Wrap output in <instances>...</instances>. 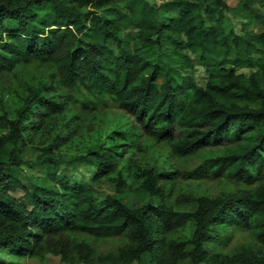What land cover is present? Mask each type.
<instances>
[{"label":"trees","instance_id":"trees-1","mask_svg":"<svg viewBox=\"0 0 264 264\" xmlns=\"http://www.w3.org/2000/svg\"><path fill=\"white\" fill-rule=\"evenodd\" d=\"M251 1L239 0L244 27L236 32L223 26L222 0H0V83L25 67L39 74L16 102L0 96V249L40 257L51 240L62 262L264 264V184L254 185L264 181V30L247 28L261 19ZM195 64L207 72L203 84L179 71ZM110 106L128 121L111 128L99 117ZM87 110L99 114L89 120ZM101 127L110 130L80 153H57ZM142 135L165 142L180 166H139ZM28 146L44 173L23 184L16 172ZM90 157L95 178L114 184L100 201L70 181ZM205 174L241 184L176 198L190 210L164 200L134 207L119 195L140 178V189L169 197L174 175ZM17 188L20 199L10 194ZM121 236L114 250H96V241Z\"/></svg>","mask_w":264,"mask_h":264},{"label":"rangeland","instance_id":"rangeland-1","mask_svg":"<svg viewBox=\"0 0 264 264\" xmlns=\"http://www.w3.org/2000/svg\"><path fill=\"white\" fill-rule=\"evenodd\" d=\"M150 4L158 6L161 3L168 0H147ZM224 3L223 8V26L226 30H234L236 32H240L243 30V10L239 7V0H222ZM249 9L260 15L261 19H253L247 22V28L252 29L254 31H262L264 30V3L261 0H253L249 3ZM169 13L173 15H178V10H171ZM161 21L166 22V18H160ZM129 31V30H127ZM190 56L192 54L188 51ZM252 68L248 67H237V72L249 73ZM33 67H25L24 72L18 76L19 73L15 75V73L11 72L6 77L2 78L4 83H0V96L4 95V101L16 102L19 100L22 95L24 89L29 85V83H35L36 79L39 77V74L33 76ZM182 74H186L192 76L197 84H203L206 81L207 72L203 66L199 64H195L193 67L180 69ZM98 111L87 110L84 115L92 119V116L98 115ZM103 116V117H102ZM99 117L102 119L105 118V122H109V126L111 128L115 127L114 123L118 119L121 121L127 122L128 117L123 115L118 109L113 106L110 108H104V114H100ZM107 130L110 129H102L98 128L90 134H84L83 137L73 141L70 146L59 149L57 152L61 156H69L72 154L80 153L85 147L86 144L93 142L98 135L103 134ZM4 132L2 126H0V134ZM143 137V138H142ZM141 147L137 150L134 157L137 160L139 166H145L149 168L155 169V171L164 170H173L174 167L180 166V160L173 156L170 153L169 146L164 143H156L151 138H148L146 135H142ZM80 141V142H79ZM141 141V139H140ZM79 143V144H75ZM28 146L25 150L24 158H26V162L22 164L19 170L16 172V178L23 184L27 183L28 177L31 175H41L44 173V170L39 166L38 163L34 162V157L36 156V152ZM199 156L190 158L185 166H193L194 163L197 162ZM94 158H88L78 165L76 169H74L71 173V183L81 184L90 188L91 193L95 199L98 201L104 199L106 195L114 193V184L110 182L107 178L96 179V164ZM121 166L125 172L130 175H136L134 172V167L128 168V164L126 162H122ZM177 178H174L172 181L174 187H172V191L169 197H159L157 195H152L145 190L139 188L140 178H134L133 180H127V185L125 186L122 194H119L123 201L130 206L139 207L146 203L147 201H151L153 204H157L160 201H165L167 204L174 205L177 209L180 210H190L192 208L191 205H188L186 202L177 199L179 196L190 197V196H215L221 195L230 191H236L239 188L241 182H229L227 180H215L211 179L210 175L205 174L202 178L198 180L192 179H183L178 175H174ZM136 177V176H135ZM258 180V179H257ZM264 181H255L254 185H262ZM10 194L14 196L16 199H20L23 195V191L20 188L15 190H11ZM177 201V202H176ZM75 236H79L77 233L73 234ZM239 235V234H238ZM123 236L114 237V238H105L100 241H96V250L104 251V250H114L117 246H119L124 241ZM55 247L52 244L51 240H46L44 243L43 252L41 256L38 255H28V256H19L13 254L8 249H0V259L9 264H86L82 260H77V258L73 257L74 260L64 261L62 262L60 255L57 251L54 250ZM191 247H187V251H190ZM77 260V262H76ZM185 262H189V259L181 261L180 264ZM132 264H148V259L146 256L141 257L140 260L134 261Z\"/></svg>","mask_w":264,"mask_h":264}]
</instances>
